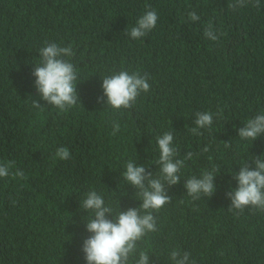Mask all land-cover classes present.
Returning a JSON list of instances; mask_svg holds the SVG:
<instances>
[{"label":"trees","instance_id":"trees-1","mask_svg":"<svg viewBox=\"0 0 264 264\" xmlns=\"http://www.w3.org/2000/svg\"><path fill=\"white\" fill-rule=\"evenodd\" d=\"M231 2L0 0V163L14 161L12 171L26 177L0 178V264H85L86 193L96 191L116 211L139 207L122 179L125 166L158 172L156 138L168 131L181 158L195 155L167 189L170 203L154 213L157 231L139 244L149 264H170L173 248L190 252L196 264H264V212H229L225 195L236 188L239 167L264 154V134L252 142L237 137L264 112V0L236 10ZM149 8L158 15L155 28L130 39L124 33ZM192 11L199 21L188 19ZM209 22L223 34L217 42L203 35ZM45 41L74 52L80 103L65 112L30 104L39 99L31 72ZM121 70L146 74L150 89L132 108L113 112L97 101L102 79ZM203 111L213 113L211 129L192 135L195 113ZM60 147L68 160L54 158ZM212 165L220 170L214 194L191 200L185 179Z\"/></svg>","mask_w":264,"mask_h":264},{"label":"clouds","instance_id":"clouds-1","mask_svg":"<svg viewBox=\"0 0 264 264\" xmlns=\"http://www.w3.org/2000/svg\"><path fill=\"white\" fill-rule=\"evenodd\" d=\"M248 3H253V0H232L229 8L236 10ZM253 6L259 7L260 0H254ZM157 19V12L149 8L124 34L132 40L140 39L155 28ZM188 19L197 22L200 17L192 11L188 13ZM203 35L207 40L217 42L223 34H218L209 22ZM38 53L39 62L34 64L31 76L34 77L33 87L39 99L32 100L31 107L42 111L44 107L40 101H44L47 106H52L60 112L71 109L79 101L75 83L78 73L70 62L74 55L71 45L61 47L54 42L45 41ZM148 79L146 74L142 75L138 71L129 73L125 70L105 76L101 84L102 98H98L97 102L102 99L105 107L113 112L130 109L142 93L149 91ZM221 111L218 110L216 116H219ZM213 119L211 112H196L194 127L189 129L190 133L195 136L203 135V129H211ZM243 125L238 130L237 137L242 141H254L264 134V112L248 119ZM119 131V123L113 122L112 135ZM173 140V131L165 132L156 138L159 156L155 164L159 171L155 174L148 171L144 165L127 162L122 179L126 185L135 189L136 200L140 201L139 207L116 211L112 206L106 205L105 200L96 191L90 190L86 193L80 204L85 212L91 213L84 223L85 231L89 235L83 240L80 249L85 264H149V253L140 248L139 244L149 233L157 231L154 213L170 203L172 197L167 194V189L180 183L181 169L185 162L192 160L195 155L189 151L181 158ZM224 144L225 147L230 146L228 142ZM208 151L209 148L205 146L201 154ZM54 158L68 160L70 152L66 147H60L56 150ZM209 159L211 160V157ZM249 161L232 175L236 188L225 194L226 199L230 201L227 208L229 212L240 214L246 208L264 212V154L251 157ZM14 168V161L0 163V178H7L9 175L21 180L26 178L22 170L12 171ZM219 171L217 165H212L210 169L202 170L199 176L186 178L185 194L193 201L202 196L211 198L215 192L214 180ZM168 259L170 264H196L190 252L178 248L169 251Z\"/></svg>","mask_w":264,"mask_h":264}]
</instances>
